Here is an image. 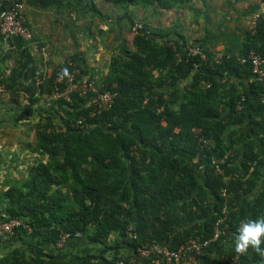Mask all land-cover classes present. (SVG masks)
Listing matches in <instances>:
<instances>
[{"label":"trees","instance_id":"1","mask_svg":"<svg viewBox=\"0 0 264 264\" xmlns=\"http://www.w3.org/2000/svg\"><path fill=\"white\" fill-rule=\"evenodd\" d=\"M226 1L234 11L248 3L236 11L247 25L264 3ZM72 3L76 20L88 29L96 18L98 33L106 25L117 42L100 80L89 77L80 50L40 72L42 45L25 20L30 40H0V68L13 62L0 78V130L37 119L26 173L3 182L0 222L21 224L0 239L15 245L0 264H149L146 248L164 264L158 250L191 241L207 242L193 253L197 264H264L233 244L242 219L264 216V77L254 72L255 61L264 69V20L236 35L240 19L228 32V15L215 18L208 0ZM193 25L200 37L189 36ZM107 92L116 94L102 108L97 97ZM83 247L91 249L68 255Z\"/></svg>","mask_w":264,"mask_h":264},{"label":"crops","instance_id":"2","mask_svg":"<svg viewBox=\"0 0 264 264\" xmlns=\"http://www.w3.org/2000/svg\"><path fill=\"white\" fill-rule=\"evenodd\" d=\"M240 2V1H239ZM238 2V3H239ZM243 2V1H242ZM255 5L258 4V0L254 1ZM72 0H48L45 2H38L35 0H29L24 7V20L30 26L33 36L36 39V42L41 44V49L34 54L38 60V65L40 68V72L43 74L50 75L53 68L60 64L65 57L70 54H73L75 51L80 50L82 52L83 57L85 58V67L89 70V75H95V78H98L99 74L103 76L107 72V68L104 69V63L100 62V68H97L95 64H89L90 60L94 61V63L99 62L100 54L102 55V48L99 47L97 49L101 50L95 53V58L90 59V55L85 54V43L87 39H84L80 36L78 29H84L87 23L86 20H76V13L72 7ZM208 4L212 6H216L213 4L211 0H208ZM239 5V4H236ZM199 8H202V5H198ZM237 9V14H240L242 10L248 8V3L244 7L235 6ZM236 11L233 10V13L236 14ZM232 13V14H233ZM215 18L218 16L216 11L211 13ZM235 15L233 18H228L230 24L227 26V31L234 30L235 25L234 21L238 15ZM247 18V17H246ZM244 16L240 19V23L238 25V29L234 30L236 35H240V33L246 29L247 26V19ZM89 20V18H88ZM93 22V19H91ZM97 20V19H96ZM201 21V18H199ZM86 22V25H85ZM98 22V21H97ZM111 22V21H109ZM75 23V24H74ZM97 24L95 22L94 31L95 34L93 36L90 30V27L87 29L86 33H81V35H85L86 37H94L97 40V45H100L101 40L98 38L100 35L95 27ZM106 34H101L104 39L110 40L113 34L107 33L108 27L106 25H99ZM190 37H200L201 36V29L196 28V26L190 27ZM240 30H242L240 32ZM81 41V45L78 44V40ZM228 40L223 39L220 44H214L216 51H224V47ZM75 45H78L75 47ZM212 45V43H211ZM213 46H208L212 48ZM103 60V59H102ZM10 65H9V64ZM13 62L7 61L3 66L0 68V78L3 75H7L9 69L12 67ZM1 243V241H0ZM12 247L9 245V242L1 243L0 244V257L8 253Z\"/></svg>","mask_w":264,"mask_h":264},{"label":"rangeland","instance_id":"3","mask_svg":"<svg viewBox=\"0 0 264 264\" xmlns=\"http://www.w3.org/2000/svg\"><path fill=\"white\" fill-rule=\"evenodd\" d=\"M211 1L213 2V4L216 5L215 11H216V14L218 15L217 18L220 19V17L223 15V12L225 14H227L229 18L235 17L236 14L233 13V9H232L233 2L232 1L230 2V4L226 0H211ZM234 4L237 7L238 6L244 7L246 5V2L241 1L239 3H234ZM236 4H239V5H236ZM199 5H200V3H199ZM99 7L101 8L102 11H106L101 5H99ZM224 7L227 8V10L224 9ZM259 9H260L259 14L260 15L264 14V3H262L260 5ZM167 14H169V13H167ZM180 14H182V13H180ZM180 14L178 16H176V18L181 19L182 17ZM190 17L191 16H189L187 14L186 18L189 19ZM240 17H241V15L237 16V18H239V19H240ZM176 18H174V19H176ZM95 22H96V24H98L96 18H94L93 23L91 22V24L89 25L90 30L92 32L91 36H93L95 34V31H94ZM157 22H159V21H157ZM180 23L186 24V21L180 20L179 22H176L177 29L179 28L178 26ZM85 25H86V22H85ZM169 25H170V27H172V22H170ZM186 29L187 28H185V27L182 28V30H185V32H186ZM78 31H79L80 36L82 38L87 39V41L85 43V49H86L85 54L90 55V59H94L95 58L94 54L101 51V50L97 51V49L99 47L102 48V55L100 54L98 56V57H100L99 62L94 63V61L90 60L89 64H95L97 66V68H100L99 63L102 61L104 63V69L107 68L108 63H109V56L111 54L116 53V50L112 49V48L114 47V45L117 42L114 39H112L113 37L110 40H107V39H104L103 36L98 35V38L101 40V42H100V45H97L99 43H97V40L94 37L90 38L89 36L86 37L85 35H81V33L83 34V33H86V31H88L86 29V26L84 29H82V28L78 29ZM127 35L131 36L128 33H127ZM81 37H79V40H78L79 45H81V41H83V40H80ZM77 46L78 45H75V47H77ZM87 76H89V75H87ZM98 76H99V80L103 77L101 75V73ZM89 77L94 78L95 75H92V77L90 75ZM36 122H37V119L33 120V122L30 123V126L32 127V125ZM30 126H29V128L24 129V130H22L23 128H21V126H17L14 128H4V129L0 130V195L4 191L3 182H5L7 179L15 180L17 177H19L18 174L23 175L24 173H26V171L24 170V166H27L29 163L28 158H27V155L29 154V152L27 150V146H26L27 144L26 143L29 140H31V141L34 140V133H33V130L31 129ZM20 164H22V165H20ZM19 165H20V167H17ZM18 171H20L21 173H19ZM111 239L113 240V238H111ZM12 244H13V242L9 241V245L12 248H14L15 245H12ZM90 249L91 248H85V247H83L82 249H78V250L69 249L68 255L74 253L75 251L81 253V252L89 251Z\"/></svg>","mask_w":264,"mask_h":264},{"label":"built area","instance_id":"4","mask_svg":"<svg viewBox=\"0 0 264 264\" xmlns=\"http://www.w3.org/2000/svg\"><path fill=\"white\" fill-rule=\"evenodd\" d=\"M29 0H0V40L2 41V44L4 47H7L10 42H12L15 38H21L24 40H30L32 38V33L30 28L25 25L24 17H23V10L25 7V4ZM260 9H258V12L253 16V18L248 22V28L252 30V28L255 26L256 20L258 17H261L262 20H264V14H259ZM140 26V25H139ZM190 54L192 56L194 55H201L204 58V55L201 54L200 50L197 48H191L189 49ZM259 61H255V69L254 72L259 74L261 77H264V69H258ZM264 61L262 62V64ZM63 78V75L57 73L56 79L58 81H61ZM71 80V78H70ZM86 81H82V91L86 92L88 87H86L85 84ZM74 85H71V88H73ZM92 87L91 85H89ZM93 91H95L94 86L92 87ZM116 94V93H115ZM109 94L108 92L105 94H98L97 97V103L102 108H107L113 103L112 97L115 96ZM21 224V221L12 219L8 222H0V239H5L7 237H10L14 233V229L17 228ZM219 234V229L215 228L213 239L215 240ZM67 236H64L62 238L63 242L66 239ZM207 242H204L202 244H198L196 242L191 241L190 244H187L186 246H181L176 252H169L167 250H158L157 254L162 255L166 262L164 261V264H171L172 261L175 263H178V261L181 259V257L184 258V263L187 264H197V259L195 258V255L201 254V249L203 246L206 245ZM154 248H146L141 250V255L148 256L151 253V256L153 257L151 262L149 264H161L160 260L156 257H154ZM194 253V254H193Z\"/></svg>","mask_w":264,"mask_h":264},{"label":"clouds","instance_id":"5","mask_svg":"<svg viewBox=\"0 0 264 264\" xmlns=\"http://www.w3.org/2000/svg\"><path fill=\"white\" fill-rule=\"evenodd\" d=\"M64 74L67 75V69ZM233 244L237 253H246L251 248L264 257V216L242 219Z\"/></svg>","mask_w":264,"mask_h":264}]
</instances>
